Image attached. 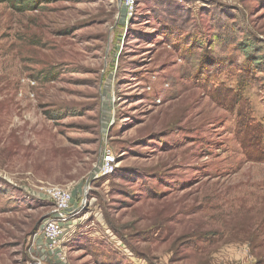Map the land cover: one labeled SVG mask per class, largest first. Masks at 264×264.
Instances as JSON below:
<instances>
[{"label":"rangeland","instance_id":"1","mask_svg":"<svg viewBox=\"0 0 264 264\" xmlns=\"http://www.w3.org/2000/svg\"><path fill=\"white\" fill-rule=\"evenodd\" d=\"M33 256L264 264V0H0V264Z\"/></svg>","mask_w":264,"mask_h":264},{"label":"built area","instance_id":"2","mask_svg":"<svg viewBox=\"0 0 264 264\" xmlns=\"http://www.w3.org/2000/svg\"><path fill=\"white\" fill-rule=\"evenodd\" d=\"M48 198L51 202L49 217L43 222L40 231L34 236L35 251L43 250L50 258L61 259V252L58 251L63 246L66 229L69 227V202L70 193L65 188L52 187L47 190ZM40 236L42 241L37 242ZM46 257L33 256L27 264H46Z\"/></svg>","mask_w":264,"mask_h":264}]
</instances>
